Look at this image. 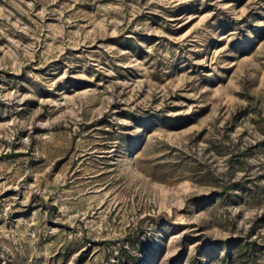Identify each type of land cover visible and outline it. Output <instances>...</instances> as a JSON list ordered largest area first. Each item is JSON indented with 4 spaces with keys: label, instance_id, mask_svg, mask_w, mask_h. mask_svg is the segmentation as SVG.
I'll return each mask as SVG.
<instances>
[{
    "label": "rangeland",
    "instance_id": "1",
    "mask_svg": "<svg viewBox=\"0 0 264 264\" xmlns=\"http://www.w3.org/2000/svg\"><path fill=\"white\" fill-rule=\"evenodd\" d=\"M0 264H264V0H0Z\"/></svg>",
    "mask_w": 264,
    "mask_h": 264
}]
</instances>
